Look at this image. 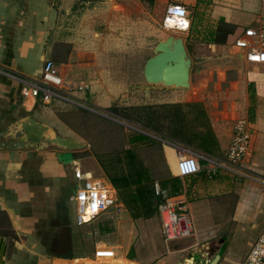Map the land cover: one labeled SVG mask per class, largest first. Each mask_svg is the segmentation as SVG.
Instances as JSON below:
<instances>
[{"label": "crops", "instance_id": "0c3cea01", "mask_svg": "<svg viewBox=\"0 0 264 264\" xmlns=\"http://www.w3.org/2000/svg\"><path fill=\"white\" fill-rule=\"evenodd\" d=\"M147 2L0 0V127L30 115L61 136L82 137L68 121L71 106L23 97L18 78L38 79L46 61L66 89L88 87L74 94L78 108L121 127L103 136L96 154L75 151L69 164L55 150H0L5 264H206L222 238L217 264H241L264 227V62L249 60L250 48L236 45L240 39L264 51L244 36L264 25V0ZM150 4L148 25L159 23L169 4L187 10L188 28L175 35L192 58L191 90L136 89L130 58L137 47L128 26ZM110 108L118 112L112 118ZM238 124L249 132V153L230 161ZM181 150L196 155V174L178 175ZM79 175L104 181L117 198L116 207L80 226L71 201ZM155 186L187 208L189 236L164 238ZM146 189L155 204L148 211L140 204ZM99 250L114 257H97Z\"/></svg>", "mask_w": 264, "mask_h": 264}, {"label": "built area", "instance_id": "2783aa9c", "mask_svg": "<svg viewBox=\"0 0 264 264\" xmlns=\"http://www.w3.org/2000/svg\"><path fill=\"white\" fill-rule=\"evenodd\" d=\"M177 7L184 10V16H180L179 14L174 15L173 12H170V9ZM187 18L188 13L183 6L169 4L165 9L162 26L164 29L181 32L186 30L188 26L186 28L183 25L166 27V21L172 19L187 20ZM244 36L256 39L258 45L263 47L264 25L258 31L252 29L246 30ZM236 45L241 48H250V53L248 54L249 60L264 62V51L251 47L247 41L240 39L236 42ZM18 79L22 83V94L28 104L40 103L42 105H51L53 103H62L64 105L80 107L81 104L74 94L88 89L87 86L66 89L63 79L56 72L51 61L44 63L38 79ZM249 147V132L242 125H236L228 150L229 160H243L249 153ZM176 167L180 177L196 174L200 170L196 155L191 152L185 153L182 150L177 154ZM78 181L80 182L79 186L71 197V201L76 205L77 225L80 226L93 221L108 209L116 207V194L104 181L94 177L84 178L81 175L78 176ZM154 193L156 197L160 198L157 210L164 238L166 240H176L189 236L193 231V225L184 204L174 198L168 197L157 186L154 188ZM95 254L97 257L113 258L115 253L112 250H99ZM241 264H264V227Z\"/></svg>", "mask_w": 264, "mask_h": 264}, {"label": "water", "instance_id": "95a60500", "mask_svg": "<svg viewBox=\"0 0 264 264\" xmlns=\"http://www.w3.org/2000/svg\"><path fill=\"white\" fill-rule=\"evenodd\" d=\"M192 58L181 37L168 36L153 49L142 69L147 93L151 89L186 91L191 89ZM87 148V144L71 137L59 135L51 126L25 115L0 127V150L58 152L63 164L73 162L72 153ZM227 239L222 238L213 258L206 264H217ZM5 243L0 239V264H5Z\"/></svg>", "mask_w": 264, "mask_h": 264}, {"label": "rangeland", "instance_id": "374dc122", "mask_svg": "<svg viewBox=\"0 0 264 264\" xmlns=\"http://www.w3.org/2000/svg\"><path fill=\"white\" fill-rule=\"evenodd\" d=\"M147 1L148 0H146V3H148ZM151 6L152 5L150 4L147 7L146 15H144L141 11L138 10L137 13L134 12V15H136L135 19H133L134 21H132V23H130V25L128 26V28L131 30V32H129V38L133 39L132 43H134L137 47L134 57H132L131 55L130 58L131 64L135 65L136 67V82L140 83V84L137 83L136 86H138V88L136 89H143L142 86L146 85L142 77V69L146 60L153 55V49L156 46V43L158 41L165 40L168 36L178 37L177 35H175L177 33L176 31L169 29L164 30L163 28H161L160 25L163 19H159V23L152 20L150 21V25L147 24V20H149L148 10L151 9ZM143 18H146L145 22ZM131 90L132 89L130 88V91ZM69 106H71L70 108L71 113H70V117L68 116V121L70 125L74 127V131L77 132V135L79 133L82 134V137L76 136L74 138L73 137L71 138L81 142H85L87 145L89 144L92 146L91 149L87 148L88 150H78V152H76V155L89 154V151H91L93 154H96L97 149H100L99 147H101L100 144L101 141H103L104 139L103 136L105 137L108 136L110 138L112 134H114L118 130H121V127H118V125L111 123L107 119L91 114L76 106L73 105H69ZM125 110H126L125 114L127 115L128 113L133 114L132 111L130 112L128 111V109ZM120 111L123 112L121 109ZM108 113H109L108 117H111L110 114L112 113L109 111ZM116 113L118 114V112ZM135 116L136 115L133 114L132 118L134 119ZM135 128L143 131L140 127L135 126ZM61 131L62 130H58L59 135L63 134V132ZM83 136H85L86 139ZM142 137L144 136L142 135ZM81 166L83 170L87 168L86 162H83ZM96 224H97L96 221L90 223L91 226H94Z\"/></svg>", "mask_w": 264, "mask_h": 264}, {"label": "trees", "instance_id": "16d2710c", "mask_svg": "<svg viewBox=\"0 0 264 264\" xmlns=\"http://www.w3.org/2000/svg\"><path fill=\"white\" fill-rule=\"evenodd\" d=\"M108 111L109 112H111V113H116L117 112V109L116 108H110V109H108ZM176 183H174L173 182V185H175ZM148 194V195H147ZM137 197V196H136ZM135 197V200H134V202L136 203V201H137V199H138V197L136 198ZM140 198H141V201H140V204H142V206H144L145 208H146V210L148 211V210H151V207L152 206H154L155 204H153L152 202H151V199H152V194H150L149 193V189H146V195H141L140 196ZM144 198V199H143ZM156 198H158V197H156ZM140 200V199H139ZM158 206V205H157ZM108 210H110V209H108ZM107 210V211H108ZM107 211H105V212H107ZM104 212V213H105Z\"/></svg>", "mask_w": 264, "mask_h": 264}, {"label": "clouds", "instance_id": "9594fccd", "mask_svg": "<svg viewBox=\"0 0 264 264\" xmlns=\"http://www.w3.org/2000/svg\"><path fill=\"white\" fill-rule=\"evenodd\" d=\"M170 12H173V14H179L180 16H184L185 12L183 9L180 8H175V9H170ZM188 21L186 19H172V20H168L166 21V27H174V26H179V25H183V27H187L188 26Z\"/></svg>", "mask_w": 264, "mask_h": 264}, {"label": "bare ground", "instance_id": "6f19581e", "mask_svg": "<svg viewBox=\"0 0 264 264\" xmlns=\"http://www.w3.org/2000/svg\"><path fill=\"white\" fill-rule=\"evenodd\" d=\"M86 221H88V220L86 219Z\"/></svg>", "mask_w": 264, "mask_h": 264}]
</instances>
